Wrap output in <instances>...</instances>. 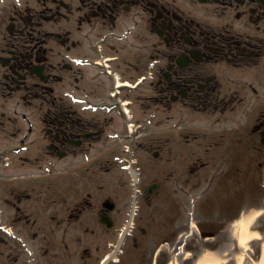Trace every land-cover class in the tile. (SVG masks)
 <instances>
[{"label": "flooded vegetation", "instance_id": "flooded-vegetation-1", "mask_svg": "<svg viewBox=\"0 0 264 264\" xmlns=\"http://www.w3.org/2000/svg\"><path fill=\"white\" fill-rule=\"evenodd\" d=\"M200 1L205 9L196 7L195 2L186 6L177 2L176 6L162 0L154 4L149 0H26L20 5L13 1L4 4L0 10V103L5 99L21 100L31 107L29 114L33 120L25 117V122L12 112L1 111L0 133L11 131V135L17 137L27 126L32 129L35 125L40 141L48 142V151L62 153L68 159L67 169L78 167V163L70 164V161L92 153L97 147L109 122L105 121L104 127L95 126L93 122L75 117L69 106L60 104L54 92L56 84L70 80L61 74L64 70L68 72L69 65L64 57L55 62L49 54L54 43L65 45V52L77 45L66 43L73 32L76 12L80 13L78 22L91 23L99 35L108 38L112 35L110 30L118 29L136 13L148 15L151 12L154 18L158 16L156 20L172 40L167 43L169 50L162 52L170 63L167 73L170 78L160 84L164 89L163 98L168 100L176 89L172 99L177 98V104L196 103L205 107L212 104L228 109L234 97L220 95L218 69L224 63L234 67L241 63L262 66L258 64L264 58V0ZM109 46L114 53L112 63L124 65L126 69H121V75L130 76L134 63L115 42ZM146 60L141 56L136 68ZM37 64L43 66L46 74L43 83L33 75ZM80 74L82 79L80 69L71 73L73 79ZM43 108L44 111H34ZM257 121L259 132H264V113L259 114ZM93 156V160H83L82 167L100 170L104 167L102 161L97 154ZM64 179L67 184L69 178ZM88 181L94 184L88 186L91 191L76 192L72 198L66 192L58 193L44 240L38 243L37 233H33L36 239L32 245L46 256L47 264H70L78 254L83 259L82 264H99L103 255L109 249L114 251L112 246L119 243V240L117 244L111 241L124 233L131 218L132 195L116 192L112 179L102 184L101 176L96 173ZM32 229L37 230L35 224ZM80 231L92 233L91 246L82 253L74 245L71 247L69 240L70 232ZM127 236L138 246V234H125L124 244ZM5 253V248L0 247V264L18 262V252L9 255L13 261L10 259L8 263L4 262Z\"/></svg>", "mask_w": 264, "mask_h": 264}, {"label": "rangeland", "instance_id": "rangeland-1", "mask_svg": "<svg viewBox=\"0 0 264 264\" xmlns=\"http://www.w3.org/2000/svg\"><path fill=\"white\" fill-rule=\"evenodd\" d=\"M63 87H65V85ZM160 110L162 111V109H160ZM169 113H172V114L169 115L168 113H165L162 118L160 116L159 118H156L155 121L157 122L156 123L157 128L162 129L165 127V134L163 133L164 138H165L164 144L167 143V146H169V147L166 146V148L176 150V154H177V158H176L177 164L169 166V170L171 172H174L177 174V179L172 180V182L169 183V185L173 186V183L175 185L172 188H170V190L172 192L173 202L177 205V200H179L178 196H180L181 194L183 196H187V192H188L187 190L194 191L196 194L207 192L202 197H206L207 198L206 200L209 201V197L210 196L213 197L214 193H213V191L211 192V190L208 189V183L206 181L208 178L207 176H210V175H208V173H206V171L204 173L198 175L199 177L203 178L204 182L199 180V182H198L199 185H196V187L192 188V181L191 182L186 181V178L189 177L188 176L189 174H188L187 170L182 171L183 161L185 159L184 158L185 156H190V152L188 151V149L184 150V152H183V149H182L183 147L179 148V147H177V145H175V142L177 143V141H175V139L173 138L174 137L173 136V134H174L173 133V128H174L173 122L176 119L174 114L176 115L177 111H176V109H172ZM160 125H161V127H160ZM183 125L207 126V128H208V126L209 127L217 126V123H216L214 117L206 118L202 114H196V115H191L189 120H185ZM199 154H201L203 156V158L200 161H202L203 159L210 160L213 156V151H211V158L206 157V154L204 152H198V155ZM160 160H162V159H160ZM160 160H157V161H160ZM200 161L198 162V164H200ZM258 161L262 163L264 161V155L259 157L256 162H258ZM259 162H258V164H259ZM225 163H226V160H223V164H225ZM165 164L166 163L163 161H161L159 163L150 162V169L151 170L157 169V166L161 165V167H162ZM214 171H216V170H214ZM118 172H119V169L117 170V175H119ZM259 173L261 175H264V168H261L259 170ZM219 177H220L219 178V183H220L223 181V178L225 176L221 177V175H220ZM263 180H264V177L260 178L259 182L255 181V183H253V185H255V187L251 190L248 188L246 195L242 198V200H245V198H246V201H247L249 207H251V206L259 207L262 205L264 206V188L262 187ZM184 186H185V188H184ZM163 192H164V190L162 189V193ZM238 192L239 191H237V193H235L234 190L226 192V189H224V188L218 189V193H220L219 197H222L226 193L227 197H229L230 199H232L234 196L237 197ZM206 200H202V202H205ZM232 211L234 213H237L238 209L237 210L234 209ZM201 212L203 213V212H205V210L202 209ZM177 214H178L177 215V229L179 230V228L180 229L183 228V226H182L183 224H182L181 220L183 221V219H185V217L184 218L180 217V215H179L180 211ZM200 216H201V213H198L197 219H201ZM180 218H182V219H180ZM256 228L261 230L264 234V215L260 218L259 223L256 225ZM195 237H196V235H195ZM198 241L201 243V248L200 249L194 248L195 252L193 251L192 258H190V259L185 258L187 252H183L182 254H180V257H179V263L180 264H194L193 260L199 255L200 251L202 252V250L204 248L203 245H204L205 240L200 239ZM209 241H211V240H209ZM148 244L149 243H145L146 246L139 249L138 251L131 250L130 253L127 254L128 261L123 263V264H145V263H143V262H145L144 261L145 256H146V254L151 253V250L153 247V246H147ZM191 245L194 247H198L199 243L191 242ZM253 248H254V251L252 252V254H253L254 258L259 259L260 252H261V244L260 243L254 244ZM142 257H144V259H141Z\"/></svg>", "mask_w": 264, "mask_h": 264}, {"label": "bare ground", "instance_id": "bare-ground-1", "mask_svg": "<svg viewBox=\"0 0 264 264\" xmlns=\"http://www.w3.org/2000/svg\"><path fill=\"white\" fill-rule=\"evenodd\" d=\"M251 237V234H250V231L248 229H243V232L241 234V240L242 241H247L248 239H250ZM203 264H207V263H211L212 260H210L208 257H205L202 259L201 261ZM259 264H264V255H263V258L261 260V262Z\"/></svg>", "mask_w": 264, "mask_h": 264}]
</instances>
